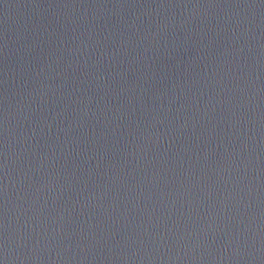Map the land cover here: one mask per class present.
Wrapping results in <instances>:
<instances>
[{"label":"water","instance_id":"obj_1","mask_svg":"<svg viewBox=\"0 0 264 264\" xmlns=\"http://www.w3.org/2000/svg\"><path fill=\"white\" fill-rule=\"evenodd\" d=\"M0 264H264V0H0Z\"/></svg>","mask_w":264,"mask_h":264}]
</instances>
